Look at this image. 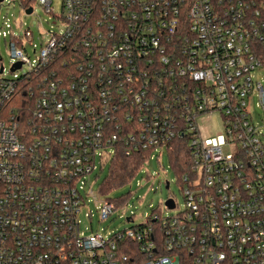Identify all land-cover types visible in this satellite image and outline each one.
I'll list each match as a JSON object with an SVG mask.
<instances>
[{
	"label": "built area",
	"instance_id": "obj_1",
	"mask_svg": "<svg viewBox=\"0 0 264 264\" xmlns=\"http://www.w3.org/2000/svg\"><path fill=\"white\" fill-rule=\"evenodd\" d=\"M36 1L56 23L13 35V76L0 72V264H264V124L251 108L256 95L264 122V0H62L60 15ZM214 117L223 130L208 136L199 121ZM176 139L189 159L175 174L183 205L165 201L175 214L81 230L89 201L101 220L117 209L90 180L97 158L103 170L149 151L145 166Z\"/></svg>",
	"mask_w": 264,
	"mask_h": 264
},
{
	"label": "rangeland",
	"instance_id": "obj_2",
	"mask_svg": "<svg viewBox=\"0 0 264 264\" xmlns=\"http://www.w3.org/2000/svg\"><path fill=\"white\" fill-rule=\"evenodd\" d=\"M5 0L0 4V58L4 66V75L12 77L10 69L13 63L10 55L9 45L13 35H22L28 26H37L35 33L38 34V28L48 29L56 23V18L47 13L36 0ZM26 4L35 8V14H26L23 10ZM62 0H53V12L56 15L62 13ZM28 52L31 59L35 58L32 47L28 45ZM28 69L25 64L17 73L23 74ZM258 80L262 81L264 86V69L256 72ZM255 122L263 125L262 110L257 106V96L255 95L251 105ZM199 126L208 136L216 135L222 132V121L219 117L200 119ZM262 140L264 143V127ZM167 149L160 153V150L154 151L149 163L143 166L136 177L126 185L117 187L114 191L102 195L104 198H111L117 209L105 220H101V203L95 204L89 201L79 213L81 230L89 233L91 230L99 231L105 236L114 234L117 231L141 224L146 220L152 211H161L165 214H175L177 211H168L164 208L165 201L170 195H173L180 206L183 205V198L180 192V183L177 180L169 160ZM111 161V160H110ZM110 161L102 166L99 158L96 160V170L91 174L90 180L94 182V189L97 190L106 175L108 174ZM165 180L171 181L170 189L165 185ZM127 199V204L125 200ZM127 217H133V221H127Z\"/></svg>",
	"mask_w": 264,
	"mask_h": 264
},
{
	"label": "trees",
	"instance_id": "obj_3",
	"mask_svg": "<svg viewBox=\"0 0 264 264\" xmlns=\"http://www.w3.org/2000/svg\"><path fill=\"white\" fill-rule=\"evenodd\" d=\"M0 58V66H1ZM150 152H137L130 157L118 153L109 164L108 174L100 185L102 195L108 194L117 187L131 183L143 166L145 158ZM171 167L180 176L188 167L189 148L185 139H176L173 148L168 150ZM112 200L111 198H107Z\"/></svg>",
	"mask_w": 264,
	"mask_h": 264
},
{
	"label": "water",
	"instance_id": "obj_4",
	"mask_svg": "<svg viewBox=\"0 0 264 264\" xmlns=\"http://www.w3.org/2000/svg\"><path fill=\"white\" fill-rule=\"evenodd\" d=\"M0 1H2V0H0ZM31 10H32V9L29 8V9L27 10V12L30 13ZM20 66H21V63H16V64H15V67H16V68H19ZM12 69H14V68H12ZM2 71H3V65L0 66V72H2ZM168 186H169V184L166 185L167 188H168ZM166 203H167L169 206L173 207V201H172V200H168V201H166Z\"/></svg>",
	"mask_w": 264,
	"mask_h": 264
}]
</instances>
